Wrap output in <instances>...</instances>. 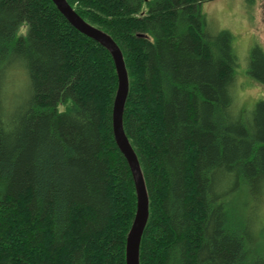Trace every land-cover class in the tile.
<instances>
[{
  "label": "trees",
  "instance_id": "trees-1",
  "mask_svg": "<svg viewBox=\"0 0 264 264\" xmlns=\"http://www.w3.org/2000/svg\"><path fill=\"white\" fill-rule=\"evenodd\" d=\"M211 1L67 0L123 53L149 194L140 264H264V101L235 108L233 34L206 28ZM248 74L264 83L258 45ZM117 88L110 52L52 0H0V264H126L137 196Z\"/></svg>",
  "mask_w": 264,
  "mask_h": 264
},
{
  "label": "rangeland",
  "instance_id": "rangeland-1",
  "mask_svg": "<svg viewBox=\"0 0 264 264\" xmlns=\"http://www.w3.org/2000/svg\"><path fill=\"white\" fill-rule=\"evenodd\" d=\"M202 13L209 31L229 30L233 34V49L238 58L234 105L236 109H254L264 101V83L251 77L248 70L252 49L258 45L264 51V0H214L203 4ZM25 31L23 27L18 33ZM27 86L26 78L13 77L6 97L26 94Z\"/></svg>",
  "mask_w": 264,
  "mask_h": 264
},
{
  "label": "water",
  "instance_id": "water-1",
  "mask_svg": "<svg viewBox=\"0 0 264 264\" xmlns=\"http://www.w3.org/2000/svg\"><path fill=\"white\" fill-rule=\"evenodd\" d=\"M52 1L73 27L82 34L99 42L113 57L118 75V88L112 113L113 132L116 143L131 169L137 196L136 214L127 236L126 264H140L141 241L150 215L149 194L140 161L125 133L123 125L125 103L129 92V78L123 53L111 36L86 22L75 12L67 0Z\"/></svg>",
  "mask_w": 264,
  "mask_h": 264
}]
</instances>
